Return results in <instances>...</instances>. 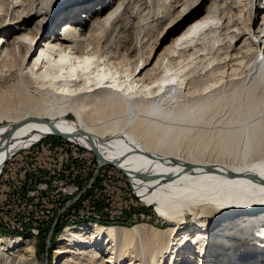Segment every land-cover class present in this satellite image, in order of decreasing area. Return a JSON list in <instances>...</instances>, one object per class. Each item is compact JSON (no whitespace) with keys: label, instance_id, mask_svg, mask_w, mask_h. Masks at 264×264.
Wrapping results in <instances>:
<instances>
[{"label":"bare ground","instance_id":"obj_1","mask_svg":"<svg viewBox=\"0 0 264 264\" xmlns=\"http://www.w3.org/2000/svg\"><path fill=\"white\" fill-rule=\"evenodd\" d=\"M167 2L172 12L160 16H174L176 35L148 59L95 37L128 13L141 16L153 0H108L94 20L75 13L43 40L29 27L40 8L26 11L27 0L0 8V170L59 132L79 143L76 151L91 150L125 173L160 219L67 229L54 264H264V0L256 1L263 16L254 29L225 11L216 27L217 0L207 12L200 0ZM249 11L248 23L252 3ZM79 198L88 203L79 196L69 209ZM39 262L35 239L0 236V263Z\"/></svg>","mask_w":264,"mask_h":264},{"label":"rangeland","instance_id":"obj_2","mask_svg":"<svg viewBox=\"0 0 264 264\" xmlns=\"http://www.w3.org/2000/svg\"><path fill=\"white\" fill-rule=\"evenodd\" d=\"M8 1L9 0H0V8L2 9L3 7L4 10H7ZM64 1L65 0H27L28 4L25 6L26 11H29L32 7L36 8V6L41 9L42 15L40 17H33V21L29 27L35 28V31L39 32V38L42 40L44 39V33L52 32L54 29H56V31L61 30L62 26L67 21H69L70 18H67L66 20L62 19H65V17H71L75 13V16L81 21H89L90 14L94 16V20L98 16L99 11L104 9L106 1L108 0H72V6H79L78 8L72 10L71 6L65 10H62V8L59 9ZM167 1L169 0H153V6L148 9V11H144V14L142 13L143 15L141 14V16L139 15L133 17L128 13L125 16L124 22L122 24L120 23L114 27H112V24L108 27L105 26L99 31L100 33L95 37V40L100 41L108 39L112 41H119V44L126 45L125 47L133 49V52H131L132 57H145L148 59L152 54L157 56L162 54L167 50V47L172 44L174 36L176 35V33H173V28L175 27V24L173 23L174 16L169 15L167 18L161 17L162 13L166 12L168 14L171 11L169 10V2ZM196 1L198 0H189V3L191 5ZM217 1H219L220 9H217L219 11L216 15L218 19H216L215 22L216 27H219L222 22L219 18L221 17V12L223 11L229 15H232V17L237 18L239 22L250 25L251 29L256 28L262 21L263 14H259L258 17L256 8L257 0H224V5H222V2H220L222 0ZM34 3L35 6H33ZM117 3V1H114L111 6L105 8V12L114 8ZM251 3L253 4V15L251 22L248 23L249 21H247L246 16L250 12L249 9ZM212 5L213 0H200L198 6L202 7L203 12H207L213 7ZM35 10L36 9L33 11ZM125 25H128V28H126ZM182 30L183 28H181L178 32ZM13 38L14 37H11L9 39L11 42V44L9 43L11 47ZM125 38H130L131 43H125ZM132 41L135 43L133 42L134 44H132ZM133 46L134 48H132ZM223 46L226 45L224 44ZM125 47H121L123 48V51ZM260 49L258 50L257 54L259 59H262L263 56L262 53L259 52ZM179 61H181L180 63L182 64V61L184 60H178V62ZM178 62L177 65H180ZM206 62L207 61L205 60L204 62L200 61L198 62V65L201 64L206 66L208 63ZM243 68L246 69V67ZM210 79H213V76H211ZM67 115L69 118L75 119V115L73 113L69 112ZM46 117L50 118V116ZM5 120H3L2 123H7ZM51 139L54 140L53 148L57 149L62 155L68 153L70 156H72L74 154L72 152L74 148L71 146V144H67L66 146L62 147L59 143L60 138L55 136ZM15 156H13V158L8 161V163L5 165V168L3 167L4 169L2 168L0 170V173L2 171L0 175V236L22 238L31 237L35 239L37 256L40 260L39 264H54L55 248L58 247L61 242H63V233L67 229L85 226L89 227L88 225L92 224L102 226L116 225L131 228L134 225L145 222L156 223L160 221V219L156 216L158 210L155 208V206L150 207L143 204L137 193L136 195H138V197L135 194L134 195L138 200L132 197L134 195L131 192V189L133 190V188H136L135 185L132 182L133 188L132 186H129L130 184L126 182H129V180L125 173L114 167V172H106L110 173L111 175L116 174L115 172H118L119 176L121 173L124 175L123 179L121 177L116 179L118 176L116 174L117 176L114 175L113 179H111L112 182L103 181V183H101V181L96 183L93 185L91 191L88 194V196H92L93 201L84 204L82 202L83 199L80 200L79 198L73 204L72 208L69 209L73 211L68 214L64 213L62 217L55 221V223V217L51 220H45L43 222L41 220L40 222L36 219L37 215L35 209L39 206H44L46 203L50 204L53 202L54 196L57 194V190H60L59 192H62V189L70 191L72 187L71 182L73 180V176H77L74 175L77 173V170L70 169L67 171V168H71L72 165L71 159H68L67 167L64 166L65 163L63 164V170L65 171L62 173V175H58V177L55 178V185L57 186L54 187L53 185L52 189H49L47 193L40 192L39 194L32 196V194L36 192V187H34V185H44L48 179L44 178L42 180V177H38V180H34L29 183V178L42 173L51 177L53 174H60L58 167L61 166V162L59 160H53L50 156V151L48 150L47 152L45 149H42V147L35 149L27 156L24 155L21 158H15ZM88 157L80 156V159L84 162L85 167L91 166V156L89 155ZM43 161L45 164H43L44 170L41 173V170L38 168H40L39 162ZM31 171H33V174L30 175L31 177H29ZM81 173L82 174L79 177L91 174L88 170L84 172L82 169ZM60 179L64 180L63 184L60 183ZM68 179H70L69 182ZM87 198L88 197L85 196V199ZM67 199L68 198L65 200ZM191 217V214L188 213V218L191 219ZM36 222H40L41 225L39 226L40 231L38 232L33 226V223ZM52 226L53 229L51 230ZM132 245L133 243H130L127 248L132 247ZM101 247L102 248L97 246L98 249H101L100 252L105 250L104 256H110L111 251L110 249H107V245L101 244ZM81 257L82 259H89L85 256ZM128 261L129 260H126L124 264H128Z\"/></svg>","mask_w":264,"mask_h":264},{"label":"built area","instance_id":"obj_3","mask_svg":"<svg viewBox=\"0 0 264 264\" xmlns=\"http://www.w3.org/2000/svg\"><path fill=\"white\" fill-rule=\"evenodd\" d=\"M55 136L60 138L59 143L62 147L66 146L67 144H71V146L74 148V150L72 151L74 154L72 156H70L68 153L65 155H62L57 149L53 148L54 147V145H53L54 140H52L51 138L55 137ZM76 144H79V143L76 142L75 140H71L70 138H67V137L62 136V135L51 133V134H47V135L39 138L36 142H34L32 145H30L27 149L20 151L18 153V155L15 156V158L16 157L21 158L24 155L27 156L28 154H31V152H33L35 149H39V147L40 148L42 147V149H45L47 152H48V150L50 151V156L53 160H55V161L59 160L61 162V166L58 167V171L60 172V174H53L52 177L46 176L45 174L42 173V171L44 170V168H43V164H45L44 161L39 162V167H41V173L42 174L35 175V176L31 177L30 175L33 174V171L30 172L29 177H31V178L28 177L29 183H31L34 180L35 181L38 180V177H47L48 178V185H38V184L34 185V187H36V189H35L36 192H34L32 194V196L37 195L40 192L47 193V191L49 189H52L53 185H54V187L57 186V185H55V178L58 177V175H62V173L65 171V170H63L64 169L63 164L65 163L64 166L67 167L68 159H71L72 165H71V168H67V171H69L70 169H72V170L76 169L77 170L76 174L73 173L74 175H77V176H73V180L71 182L72 187H71L70 191L62 189L61 190L62 192H59L60 190H57V192H56L57 194L54 196L53 202H51L50 204L46 203L44 206H39L35 209V212L37 215L36 219L40 222H41V220H42V222L45 220L48 221V220H51L55 217V220H54V223H55V221L58 220L60 217H62V215L64 213H66V214L71 213L73 210H69V201H74L76 199V197L87 196L88 197V203H90V201H93V200H92V196L90 197V196H88V194L91 191L93 185H95L96 183L101 182V181H102L101 183H103V181L108 182V181H111V179H112L111 174L107 173L106 171L114 172V170H113L114 165H112L113 163H111V162H109V163H103L102 162L101 163L100 160L98 158H96V156L92 153V151L88 150V149H86V151H83V152H76ZM46 147H47V149H46ZM89 155L91 156V166L85 167L84 162L81 161V159H80V156L88 157ZM70 157H72V158H70ZM93 161H94V163H93ZM81 169L84 172L86 170H88L91 174L85 175L83 177H79L82 174ZM48 174H50V173H48ZM0 175H1V173H0ZM120 177L123 179L124 175L120 173ZM116 179H119V177H117ZM69 181H70V179H69ZM106 197H109V196H106ZM132 197L136 198L135 196H132ZM66 198H68V199L65 200ZM76 210H77V208H76ZM40 222L33 223L34 229L37 230V232L40 231V227H39V226H41ZM66 222H68V221H66ZM52 229H53V226H52Z\"/></svg>","mask_w":264,"mask_h":264},{"label":"water","instance_id":"obj_4","mask_svg":"<svg viewBox=\"0 0 264 264\" xmlns=\"http://www.w3.org/2000/svg\"><path fill=\"white\" fill-rule=\"evenodd\" d=\"M16 127V126H15ZM15 127L14 128H12L11 130H10V132L8 133V136L7 137H11L12 136V134H13V132L15 131ZM56 134H58V135H62L61 133H59V132H55Z\"/></svg>","mask_w":264,"mask_h":264},{"label":"crops","instance_id":"obj_5","mask_svg":"<svg viewBox=\"0 0 264 264\" xmlns=\"http://www.w3.org/2000/svg\"><path fill=\"white\" fill-rule=\"evenodd\" d=\"M18 153H19V152H18ZM18 153H17V154H18ZM39 169L41 170V167H40ZM44 178H46V177H42V180H43Z\"/></svg>","mask_w":264,"mask_h":264},{"label":"trees","instance_id":"obj_6","mask_svg":"<svg viewBox=\"0 0 264 264\" xmlns=\"http://www.w3.org/2000/svg\"><path fill=\"white\" fill-rule=\"evenodd\" d=\"M26 236H28V235H26Z\"/></svg>","mask_w":264,"mask_h":264}]
</instances>
